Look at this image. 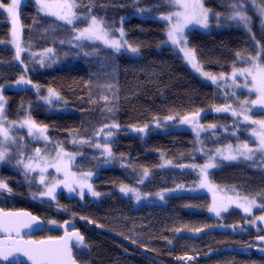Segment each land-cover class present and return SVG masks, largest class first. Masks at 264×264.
Instances as JSON below:
<instances>
[{
  "label": "trees",
  "instance_id": "trees-1",
  "mask_svg": "<svg viewBox=\"0 0 264 264\" xmlns=\"http://www.w3.org/2000/svg\"><path fill=\"white\" fill-rule=\"evenodd\" d=\"M253 1L264 7V0ZM203 2L207 9L218 14L226 13L233 4H241V10L250 17L246 28L224 23L220 29L208 32L194 29L186 34L204 71L214 76L227 75L238 58L237 53L254 56L260 52L264 64V25L248 1ZM75 3L76 12L83 17L73 25L42 13L33 0H25L20 7L19 21L26 49L22 61L28 68L26 75L32 86L38 87L39 92L32 87L5 90L6 114L13 120L27 110L32 121L46 126V135L52 143L76 156L77 171L97 172L92 180L94 189L103 195L93 200L60 193L55 200L39 197L32 202L28 197H36L28 194L23 177L16 171L3 169L0 179L12 192L5 191L8 196L0 193V209L28 210L45 224L49 220L62 224L69 218L80 222L88 230L79 228L86 249L73 248L79 264H264V253L224 250L264 242L260 239L264 237V229L255 233L246 225L254 217L264 215V163L219 162L208 174L212 184L234 189L255 200L258 208L252 215L231 208L218 217L210 216L207 214L210 201L205 194L169 195L164 204L142 200L136 206L132 198L117 191L126 185L141 195H152L179 185L189 186L197 181V168L207 161L213 149L250 139V124L220 112L206 113L200 118L205 126L215 125L212 131L203 134L200 144L188 131H149L144 137L123 132L149 124L157 117L178 118L209 112L212 107L228 103L218 88L203 81L178 54L163 45L165 25L154 18L171 11L169 0H75ZM141 6L145 10L138 15L135 12ZM85 16L103 21L113 35L122 26L127 44L137 47L138 53L129 55L100 43L78 42L73 33L86 24ZM8 22L0 12V86L15 81L23 72L6 44ZM48 49L51 60L39 63L35 54ZM45 89H53L58 101L50 105L40 102ZM112 124L119 125L109 144L115 160L101 168L104 160L93 140L95 134ZM145 169L147 177L143 175ZM36 189L32 187L31 191ZM59 231L46 225L44 232L35 238L57 237ZM209 251L211 254L205 257ZM186 255L202 256L180 262L179 257Z\"/></svg>",
  "mask_w": 264,
  "mask_h": 264
},
{
  "label": "rangeland",
  "instance_id": "rangeland-1",
  "mask_svg": "<svg viewBox=\"0 0 264 264\" xmlns=\"http://www.w3.org/2000/svg\"><path fill=\"white\" fill-rule=\"evenodd\" d=\"M204 0H201V2L203 3L204 7H205V2H203ZM248 3L256 10V13L261 17V25H264V14L261 13L260 8H264L261 7L259 5H257L255 3V1L253 0H247ZM4 5H8L11 0H6L4 1ZM25 2V0H21V3L19 5L18 11L20 9V7L22 6V4ZM33 2L35 3V5L39 8V5L36 4L35 0H33ZM50 2H54V0H50ZM243 2V1H242ZM170 8L171 11H167L164 14H161L157 17H155L154 19L163 22L165 25V41L163 43V45L165 47H169L171 48L176 54H178L184 64L186 65V67H188L189 69H191L194 73H196L198 75V77H200L203 81H205L206 83L218 88L223 97H226L228 100V103L223 105V106H218V107H224L226 105H231L232 109L236 110L238 113L241 111L240 108V103L243 101H252L257 99V93L252 90L250 91V89H252V84H251V77H248L247 80L245 79L244 76H240L239 74H237L236 80L233 81L232 79V73L234 68L235 69H243V68H251L252 67V63H251V58L256 57L258 58V63L264 65L261 61V53L257 52L256 55L254 56H239L237 58V60L235 61L233 67L231 68L230 72L226 75L224 74V78L223 79H217V81L215 83L212 82L211 79L205 77L204 75L201 74V72H197L195 69L192 68L191 64L185 59L184 57V52L181 51L182 48H187V49H191L189 44H188V37L186 34H188L189 31L194 30V29H199L205 32H208L210 30H212V28H216V29H220L222 28L224 23H235L236 25L245 27L249 25V23L247 25L238 22L237 20H232L230 19V17L233 15L234 11H242L241 9H243V5L240 4V6L238 4H233L230 6V8L228 9V11H226V13L224 14H218V13H212L211 10H209V16H208V27H204L202 25L199 24H189L185 29H184V39L186 40V44H172L171 41L168 40V36H167V30L170 27L171 23H175V18H173L172 21H165L164 19H162L161 17L164 15H167L170 12H174L177 11L178 8L175 5L170 4ZM237 6V7H233V6ZM206 8V7H205ZM143 10H145L144 6H141L140 8H138L136 10V14L141 15ZM78 19H76L74 23H76L80 17H83L82 15H79L76 12V9L73 10ZM0 12H2L3 17H5V19L7 21H9L8 23L10 24V32H9V39L8 42L6 43L10 49L13 51L14 54V60L19 63L22 66V70L23 72L21 73V75L13 82H10L9 84H5V86H0V96H2L4 98V107H3V113L0 114V128H5L8 130V139H5V137L3 136L2 133H0V151H5L6 150V160L5 161H0V171L3 169H10L13 171L18 172L22 177H23V182L25 184H27V190H28V194L33 195L34 197H36L35 199L31 196L28 197L29 201H36L38 200L39 197L47 199V200H55L52 197L49 196H41L40 194L42 192L47 191L48 187H51L54 184H57V182L60 181H64L66 178L69 181L75 180V183L71 184V187L74 189V191H69L68 187H65L63 183L58 184V186L56 187L54 196L55 198L57 197L58 194L60 193H64L66 196L68 197H77L78 199H93V200H98L99 198L102 197L103 194L100 193L99 196H92L91 192L88 190V188L85 186L83 189L84 195L81 196L80 195V191H81V187L80 184L84 183V184H91L92 185V189L94 191H96L94 189V183H93V179L94 176L96 175L97 172H79L77 171L76 167V156L73 153H70L66 150H64L63 148H61L60 146L52 143L47 135H46V131L43 133V135H40L39 132H34L32 135L29 134V130H28V126L26 124H24L25 120H31L32 119L29 117V114L27 112V110H24L23 114L21 115L20 118L17 117V119H9L7 118V114H6V100L4 97V92L5 90H17V89H22V88H29L32 87L36 92H39V88L36 86H32V84H17V80H19L21 78V76H23L25 79L29 80L28 75H26L28 72V68L27 66L23 63L22 61V55L24 54V52L26 51L25 47H24V43H23V30L22 27L20 25V21L18 23V28H19V47L21 49L20 51V55L19 58H16V48L17 45L13 43V36H12V32H13V23H12V17L8 15L6 8L5 9H0ZM44 14H46L45 12H42ZM19 14V13H18ZM48 15V14H46ZM51 16V15H49ZM54 17V19H57L55 16H51ZM86 17V24H84L83 26L79 27L78 29L75 30V32L73 33L74 38L78 41V42H89V43H100L105 45L106 47H108V49H112L114 51H116L115 49L111 48L110 46L106 45L103 40H95V39H87V38H81V39H77V37L79 36V32L88 27L89 24L91 23V16H85ZM100 20V19H98ZM60 21V20H59ZM101 21V20H100ZM65 23L64 21H60ZM66 24V23H65ZM71 24V25H73ZM104 26V24H103ZM122 26L118 27L116 30V34L113 35L112 33H109L108 35V39L112 40V39H118V40H122V41H126V35L124 32V36L121 37L120 36V29ZM123 29V28H122ZM124 31V30H123ZM128 51V52H127ZM119 52H125L128 53L129 55L134 54L133 52H130L129 50H126L125 48H122ZM38 57V62L39 63H46L47 61H50L52 58V54L49 51L46 52H39L37 54H35ZM32 56H34V54H32ZM202 68V67H201ZM202 71H204V69L202 68ZM212 75V74H211ZM214 76V75H213ZM221 75H216V77H220ZM248 84V87H243V85ZM237 85H240L239 87ZM49 96V89H45L42 93L41 98H39L40 102L45 103V104H52L55 101H58L57 98L53 97L52 99V103H48V101L46 99H43V97H48ZM217 107H212L210 110L207 111H199L200 115L197 118L196 121L193 122V124H187V123H182V120L185 116L183 117H178V118H174L172 120H169L168 118H163V117H157L155 118V120H153L152 122H150L147 125V128L145 129V131L143 133L141 132H136L133 131L134 128H142L144 126H139V127H130L129 131L126 129L125 131H123L126 134H131V133H135V134H139L140 137H144L146 136L147 132L149 131H153V132H168V131H188L191 132L192 135L195 138V141H197V143H201L202 136L204 133L209 131H212L210 127L211 125H203L201 122V119L206 113H218L215 109ZM257 112H263L258 114ZM220 113H226L228 116H231L232 118H237L240 121H242L243 123H248L250 124V126L252 127L251 132L248 133V136L250 135V139L248 141H236L234 143H228L225 144L223 146H220L213 149L214 151L212 152L211 156L208 157L207 161L199 166L197 168V172H198V179L196 182H194L193 184L189 185V186H177L173 189H168V190H164L161 191L160 193H162L164 195V199L162 200L160 198V196L156 195V194H152V195H141L140 194V199L137 200L135 198V195L132 193H128L125 194L123 192H121V186L117 188V191L121 194V196L123 197H129L132 198L135 205L138 206L142 203H139V201H145L146 203H156V204H164V200L165 198L173 195H200V194H205L208 196L209 201H210V205H209V209H208V213L210 216L213 217H218L219 215H217L215 212L210 211V209L215 205L216 207H220V214H222L223 212L228 211L231 208H236L239 209L240 211H242L243 214L245 215H252V211H255L256 208H258L257 204L255 203L252 206V209L250 212H245L244 208L241 207L240 205H245L247 206V201H251L252 199H249L247 197H243V195H240L236 190H232L231 188H222L219 186H216L214 184H212L209 180L208 174L210 172V170H213L217 167L219 162H224V163H237L240 161H254L258 163L263 164L264 162V153H261L259 151H255L254 154L252 155L251 159H247L243 156H238V158L236 160H228L225 159V156L229 155V146H231V154L232 155H237V146L238 145H242L244 143H247L248 146L252 149H256V146L258 144V140L256 139V137L253 135V130L257 129V125H254L251 123V121H245L243 119V116H234L232 114V111H221ZM249 116H251L252 120H264V108L260 107V106H251L250 111L247 113ZM192 114L187 115L189 117H191ZM36 124V123H35ZM37 125V124H36ZM114 125V124H112ZM110 125L108 128H103L104 131H99L98 134H95L94 140H93V146L95 148H97V151H99L102 154V158H103V162L100 163V167H106L107 165H109L111 163V161L115 160L114 157L112 156L111 158H109L105 153H104V147L105 145H107L108 147L111 148L110 142L112 141V134L111 136H108V132L113 133L116 129L118 128H112ZM38 126V125H37ZM40 128H44L41 126H38ZM131 132V133H129ZM133 135V134H131ZM233 135V133H232ZM46 137V138H45ZM107 137V138H106ZM111 139V140H110ZM97 145H99V147H97ZM39 149L40 152L37 154L36 150ZM200 150V148H199ZM219 150V152L217 151ZM112 151V149H111ZM58 153H60V155L58 156ZM67 155H64V154ZM18 161H22L21 163H18ZM209 162H212L216 165V167H212V168H208L206 170L207 173V186L201 187V182L204 178V174L201 172V169L203 168V166ZM32 164L34 167V171H29L27 170L24 165L25 164ZM51 165H58L60 170L57 171L56 167H53ZM264 166V164L262 165ZM41 169H44L43 172H41ZM66 172L68 173V176L66 177ZM91 173V175L89 176L88 174ZM41 175H43L44 179H45V184H41L40 183V179H41ZM86 177V180H84L83 178ZM1 180V179H0ZM37 188L36 190L31 191V188ZM97 192V191H96ZM1 195H6L5 190H0ZM8 196V195H6ZM10 197V195H9ZM221 205H223L224 207H221ZM264 215L261 216H256L253 219H251L248 223H246L247 227L250 229L255 230V233H259L260 229H264V220L258 219V217H262ZM46 225L48 226L49 229H60V225L61 224H57L52 223V221H48V223H46ZM224 250L227 251H237V252H241L244 254H249L252 251H257L258 253L260 251H264V242H262L260 245H254L252 247H225ZM209 254H211V251H209L206 255H204L205 257L208 256ZM202 255H194V257L192 255H186L183 257H179V259L181 260L180 262H190L193 261L199 257H201ZM203 256V257H204ZM189 257L191 259H189Z\"/></svg>",
  "mask_w": 264,
  "mask_h": 264
},
{
  "label": "snow or ice",
  "instance_id": "snow-or-ice-1",
  "mask_svg": "<svg viewBox=\"0 0 264 264\" xmlns=\"http://www.w3.org/2000/svg\"><path fill=\"white\" fill-rule=\"evenodd\" d=\"M36 4L39 5V11L45 12L48 15L55 16L58 20L64 21L66 24H73V22L78 19L76 13L73 11L77 4L75 3V0H54V2H50V0H35ZM21 3V0H11V2L8 5H4L3 3H0V9H5L9 16L12 17V23H13V43L17 45L16 48V58H19L20 55V47H19V14H18V8ZM169 3L172 5L177 6L178 10L174 12H170L167 15L162 16L161 18L165 21H172L173 18H175V23H171L169 29L167 30V36L168 40L172 42V44H186V40L184 39L183 33L184 29L189 24H199L204 26L205 28L208 27V16H209V10L204 7L201 0H169ZM237 7V6H233ZM260 11L262 14H264V8H260ZM232 20H237L238 22H241L245 25H247L250 21V17H248L243 11H234L233 15L230 17ZM120 36H124V31L121 28L120 30ZM108 31L103 26V21L98 20L95 16L91 18V23L88 27L82 29L79 32V36L77 39L81 38H87V39H95V40H103V42L110 46L111 48L115 49L117 52H119L122 48H125L126 50H130L133 53H138L139 49L137 47H132L131 45L127 44V41H122L118 39H108ZM47 51H51V49H48ZM181 51L184 52L185 59L191 64L192 68L195 69L197 72H201L202 75L212 80L213 83L217 81V79H223L224 76L221 74L220 77H216L211 75L210 73L203 72L200 64L197 62L195 51L192 49L182 48ZM237 56L239 57L240 54L237 53ZM252 67L251 68H243V69H235L232 73V79L233 81L236 80L237 74L240 76H244L247 80L248 77H251V84L252 89L250 91L254 90L258 95L257 99L252 101H243L240 103L241 111L238 113L236 110L232 109L231 105H226L224 107H217L215 110L217 112L221 111H232V114L234 116H243V119L245 121H251L252 124L257 125V129L253 130V135L258 140V144L256 146V149H252L248 146L247 143H244L242 145L237 146V155L231 154V146H229V152L230 154L225 156V159L228 160H236L238 156H243L247 159H251L252 155L255 151H259L261 153H264V120H252L251 116H249L247 113L250 111L251 106H260L264 108V65L258 63V58L253 57L251 58ZM17 84H31V80L25 79L23 76L16 82ZM238 87L240 85H237ZM243 87H248V84L246 83L243 85ZM53 97L59 99L58 94L54 92L53 89H49V96L43 97V99H46L48 103H52ZM4 98L0 96V114L3 113V107H4ZM200 113H194L189 116H185L182 120V123L187 124H193L194 121L197 120ZM169 120L174 119L173 117H168ZM24 124L28 126L29 134L32 135L34 132H39L40 135H43V133L46 131L45 128L38 127L34 121L25 120ZM108 128L109 126H105ZM112 128H119V125H112ZM210 127H215V125H211ZM147 128V125H145L142 128H134L133 131L141 132L143 133L145 129ZM101 131H104V129H101ZM0 133L3 134L5 139H8V130L5 128H0ZM111 132H108V136H111ZM46 138V137H45ZM107 138V137H106ZM99 147V145H97ZM219 152V150H217ZM37 154L40 152L39 149L36 150ZM104 153L111 158L112 157V151L111 148L105 145L104 147ZM60 153H58V156ZM64 155H67L66 153ZM6 160V150L0 151V161ZM22 161H18V163H21ZM53 167L57 168V171L60 170L58 165H51ZM24 167L29 171H34V167L32 164H25ZM216 167V165L212 162H209L203 166L201 169V172L204 174V178L201 182V187L207 186V173L206 170L208 168ZM44 169H41V172H43ZM148 170L145 169L143 175L145 177L148 176ZM89 176L91 173L88 174ZM68 176V173L66 172V177ZM86 180V177L83 178ZM75 180L69 181L67 178L64 181L57 182V184L52 185L51 187H48L47 191L42 192L41 196H49L55 199L54 193L56 190V187L58 184L63 183L65 187L69 188V191H74V189L71 187L72 183H75ZM143 183V180L140 181ZM41 184H45V179L43 175H41L40 179ZM87 187L88 190L91 192L92 196H99L100 193L94 191L92 189L91 184H84L81 183V191L80 195L83 196L84 187ZM0 190H5L9 193L12 192V189L8 186V184L2 180H0ZM121 192L128 194L132 193L135 195V198L139 200L140 194L135 188L128 187L126 185L121 186ZM156 195L160 196V198L163 200L164 195L162 193H157ZM255 204V200L247 201V206L240 205L244 208L245 212H250L252 209V206ZM221 207H224L221 205ZM210 211L215 212L217 215H220V207H216L215 205L210 209ZM21 216H28L30 217V214L28 213H3L0 214V231H3L6 233L9 237H11V234L15 232L17 235H19V228L20 227H30L31 223H21L20 217ZM35 217H30V221H35ZM258 219L264 220V216L258 217ZM52 223H55V221H52ZM67 223V222H66ZM179 231V229H177ZM196 231H200V229H196ZM260 239L264 240V237H261ZM78 249H86L87 245L85 244L84 237L79 232H65V235L63 237H60L59 239L53 241H40V242H34V241H24V240H12L9 239L8 241H0V256L3 257L4 260H7L9 256L13 254V252H23L25 256L28 257L30 261H32V264H77L76 259H74L73 256V248ZM189 259H191L189 257Z\"/></svg>",
  "mask_w": 264,
  "mask_h": 264
},
{
  "label": "water",
  "instance_id": "water-1",
  "mask_svg": "<svg viewBox=\"0 0 264 264\" xmlns=\"http://www.w3.org/2000/svg\"><path fill=\"white\" fill-rule=\"evenodd\" d=\"M3 213H28L30 214V217H35V221H30V217L28 216H21L20 222L21 223H31L30 227H20L19 228V235H17L15 232L11 234V237H9L6 233L3 231H0V241H8L9 239L12 240H24V241H34V242H40V241H49V240H57L60 237H63L65 235V232H79L81 234L80 229L76 226V223L70 220H65L60 225V235L57 237H41V238H35V236L41 235L45 230V222L38 216L32 214L28 210L19 209V210H5L0 209V214ZM67 222V223H66ZM82 235V234H81ZM83 236V235H82ZM84 237V236H83ZM264 253V251H260L259 254ZM74 256V252H73ZM75 259V258H74ZM0 262L6 263V264H32V261L28 259L27 256L23 254V252H13L11 256L8 257L7 260H4L2 256H0ZM79 264V263H77Z\"/></svg>",
  "mask_w": 264,
  "mask_h": 264
},
{
  "label": "built area",
  "instance_id": "built-area-1",
  "mask_svg": "<svg viewBox=\"0 0 264 264\" xmlns=\"http://www.w3.org/2000/svg\"><path fill=\"white\" fill-rule=\"evenodd\" d=\"M69 220L73 221V222H76L77 225L81 226L83 229H87V227H85L84 225H82L80 222H78L77 220L75 219H71L69 218ZM88 230V229H87Z\"/></svg>",
  "mask_w": 264,
  "mask_h": 264
},
{
  "label": "flooded vegetation",
  "instance_id": "flooded-vegetation-1",
  "mask_svg": "<svg viewBox=\"0 0 264 264\" xmlns=\"http://www.w3.org/2000/svg\"><path fill=\"white\" fill-rule=\"evenodd\" d=\"M36 237V236H35ZM38 238V237H37Z\"/></svg>",
  "mask_w": 264,
  "mask_h": 264
}]
</instances>
